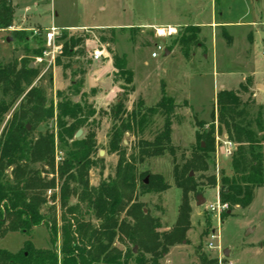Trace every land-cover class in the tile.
<instances>
[{"label":"rangeland","instance_id":"rangeland-1","mask_svg":"<svg viewBox=\"0 0 264 264\" xmlns=\"http://www.w3.org/2000/svg\"><path fill=\"white\" fill-rule=\"evenodd\" d=\"M14 5V23L8 30L0 32V64L29 59L33 67L41 70L45 77L41 85L45 88L47 104L56 106L60 97L73 98L74 102L90 104L97 112L95 120V141L98 156L103 160V169L89 172V183L96 186L101 179L114 177L117 156L108 153L109 133L112 118L109 109L125 92V108L130 110L139 99L145 106H153L161 96L162 90L172 97L178 107L172 117L171 144L175 147V156L179 159L184 153L189 156L192 147L198 143L197 122L205 123L203 129H209L215 117L214 98L219 90L238 89L241 83L250 79V93L256 104H264V0H12ZM57 30L55 44L59 47L53 60L44 45L37 54L24 50L38 48L39 41L51 26ZM187 25L201 28L200 37H205V49L193 48L187 56H182L175 41ZM108 28H113L111 35ZM175 29L165 37H158L155 29ZM13 30H23L28 35L26 43L17 44L11 37ZM80 38L77 48H84V55L74 58L77 62L73 70L62 74L61 68L54 65L61 53L64 39L62 36ZM10 37L11 41L6 39ZM37 40H36V39ZM102 39L105 42H102ZM59 42V45L57 43ZM159 44L165 51H157L158 57L151 58ZM96 48H108L118 56L125 57L127 67L133 72L132 81L114 77L111 59L92 61L89 52ZM27 54V55H26ZM77 60V61H76ZM65 64L67 61L61 57ZM78 68L85 71L78 74ZM51 74L52 84L47 86V77ZM88 77H92L94 86L89 88ZM82 81L76 97V83ZM122 86L130 89L126 93ZM92 90V91H91ZM25 94L19 97L8 109L0 133L6 121L17 112ZM247 98V96H245ZM103 112V113H102ZM35 117L28 131L34 139L39 136L56 134L55 118H46L37 123ZM91 120L89 122H91ZM150 131L142 135L151 139L154 132L161 128L162 119L154 117ZM84 130L79 138H82ZM201 133V131H199ZM135 137L125 134L128 154ZM228 139L220 134L215 125L214 165L205 173L220 179L221 173L231 176L230 155L235 145L228 146ZM204 144L202 143V146ZM55 164L64 158L67 149L54 144ZM103 151L100 156L99 152ZM229 152V154H228ZM172 156L148 158L139 165L140 171H147L137 180L133 201L137 203L134 211H142L147 216V224L154 227L158 235L167 234L174 228L181 204V190L174 185ZM192 172V171H191ZM193 173V172H192ZM159 175L168 185L162 190H144L141 184L151 176ZM198 177V173H193ZM199 193H190V213L187 221L179 224L180 233L173 236L167 253L159 264H264V186L257 189L253 202L246 208L234 207L227 214L213 218L206 211V205L215 203L218 187H211L206 180ZM201 195L205 202L197 206L196 196ZM54 208L57 224L60 223L61 210L58 200L48 205ZM228 209V208H227ZM226 209V210H227ZM225 210V211H226ZM49 212L47 208L43 210ZM223 213V212H222ZM209 218L210 228L206 229ZM86 220L96 223L93 216ZM188 224V225H187ZM219 236L216 247L207 249L212 231ZM26 240L39 249L52 248L49 233L44 226L36 227L28 235L20 232H8L0 236V249L17 253ZM117 244L118 241L116 242ZM59 234L54 248L59 249ZM135 248V247H134ZM136 252L138 251L135 248ZM134 250V249H133ZM227 250L228 256L223 252ZM149 255H147L148 257Z\"/></svg>","mask_w":264,"mask_h":264},{"label":"trees","instance_id":"trees-1","mask_svg":"<svg viewBox=\"0 0 264 264\" xmlns=\"http://www.w3.org/2000/svg\"><path fill=\"white\" fill-rule=\"evenodd\" d=\"M13 22L12 0H0V31L11 28ZM107 31L113 34V28ZM200 33L201 28L196 25L183 28L175 41L182 56H187L196 47L205 49L206 38L200 37ZM11 37L17 44L28 41L23 30H13ZM63 39L61 53L54 65L61 68L64 75L68 69L73 70L77 63L74 58L85 53L84 48H77L80 38L63 35ZM39 45L36 49L25 47L24 50L27 54H37L44 49L45 39L39 41ZM107 52L114 77L132 81L133 72L127 67L125 57L118 56L110 48ZM61 57L67 61L65 64ZM30 63L24 56L18 62L0 64V124L11 105L25 94L20 109L11 115L0 133V236L8 232L28 235L32 229L44 226L52 248L39 249L26 240L17 253L0 249V264H159L173 242V236L180 233L179 224L188 219L190 193H199L203 180L211 187H218L219 201L228 206L223 215L234 207H248L256 190L264 186V104L255 103L250 93V79L241 83L238 89L217 92L214 98L216 113L209 129L204 130L205 123L197 122L201 131L196 134L199 141L189 156L182 153L179 159L170 138L172 117L178 107L174 99L162 90L160 99L153 106H145L139 99L127 110L124 105L127 94L123 92L109 109L112 125L108 153L117 156L114 177L101 179L93 186L89 183V172L103 169V160L96 157L94 131L97 122L91 119L101 112L69 97H60L55 107L48 105L45 88L41 85L45 77L40 75V69L31 68ZM78 69V74L83 76L84 69ZM51 84L49 74L47 86ZM81 85V80L76 83L74 97ZM121 89L126 93L130 91L127 86ZM156 116L163 120L162 126L151 139H146L142 135L146 130L150 131ZM34 117L37 123L55 118L56 134L34 139L26 128V122ZM216 124L218 132L224 133L235 145L230 155L232 174L221 173L218 181L214 175L205 174L210 165H214ZM79 129L88 131L82 138L75 139ZM125 134L136 138L129 154L124 143ZM55 140L67 149L57 165ZM165 154L172 156L173 181L181 190L182 199L174 228L167 234L158 235L155 227L145 222L147 216L140 210L134 211L137 203L132 201L138 178L148 174L140 171L139 165L148 158ZM191 171L198 173V177ZM141 187L149 191L162 190L168 185L156 175L151 176L148 184L143 182ZM56 200L61 210L59 224L54 208L48 207ZM46 208L50 209L48 213L43 211ZM87 215L93 216L96 223L86 220ZM207 219L208 230L210 222ZM57 234L59 249L54 248ZM134 247L137 252H133Z\"/></svg>","mask_w":264,"mask_h":264},{"label":"built area","instance_id":"built-area-1","mask_svg":"<svg viewBox=\"0 0 264 264\" xmlns=\"http://www.w3.org/2000/svg\"><path fill=\"white\" fill-rule=\"evenodd\" d=\"M156 35L158 37H165L167 35H170L172 33L175 32V29L172 28H167V29H155ZM57 30L56 28L52 25L47 33L45 34V47L47 49H50L49 52H46L45 54H51V59L53 60L55 53L58 51L59 47L55 44V36L57 35ZM157 51H161V52H165V50L163 49V47L159 44L156 45V51H153L151 53V58H157L158 57V52ZM90 58L92 59V61H99L102 60L103 58H108L109 54L108 52L104 49V48H96L92 51L89 52ZM228 146H231L232 143L230 141H228L226 143ZM229 154V152H228ZM228 208V206L226 204H223L219 201V198L217 196L216 202L215 203H211V204H207L206 205V211L208 213L214 214L213 218H215L216 220H219V217L221 216L222 212H224L226 209ZM219 239V236L215 233V231L213 230L211 232V234L209 235V240L207 242V249L212 250L216 247L215 242H217Z\"/></svg>","mask_w":264,"mask_h":264},{"label":"water","instance_id":"water-1","mask_svg":"<svg viewBox=\"0 0 264 264\" xmlns=\"http://www.w3.org/2000/svg\"><path fill=\"white\" fill-rule=\"evenodd\" d=\"M6 41H7V42H10V41H11V38L8 37V38L6 39ZM167 54H168V51H165V52H164V55H167ZM30 67L32 68L33 65L30 64ZM94 85H95V84H94L93 78H92V77H88V86H89V88H92ZM26 128L29 129V126H26ZM81 134H82V130L79 129V130L75 133L74 138H75V139H78V138L81 136ZM99 155L102 156V155H103V151H100V152H99ZM145 183H147V180H145ZM196 200H197V203H196L197 206H201V205L205 202V199L202 198V196L199 195V194L196 196ZM135 250H136V249L134 248L133 252H135ZM223 254H224L225 257H227V256H228V252H227V250H225V251L223 252Z\"/></svg>","mask_w":264,"mask_h":264},{"label":"crops","instance_id":"crops-1","mask_svg":"<svg viewBox=\"0 0 264 264\" xmlns=\"http://www.w3.org/2000/svg\"><path fill=\"white\" fill-rule=\"evenodd\" d=\"M14 23V22H13ZM1 32V31H0Z\"/></svg>","mask_w":264,"mask_h":264}]
</instances>
